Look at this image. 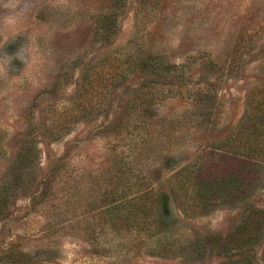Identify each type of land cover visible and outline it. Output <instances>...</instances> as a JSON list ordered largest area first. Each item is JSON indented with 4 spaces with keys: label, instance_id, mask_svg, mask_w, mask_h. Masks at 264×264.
<instances>
[{
    "label": "rangeland",
    "instance_id": "rangeland-1",
    "mask_svg": "<svg viewBox=\"0 0 264 264\" xmlns=\"http://www.w3.org/2000/svg\"><path fill=\"white\" fill-rule=\"evenodd\" d=\"M11 2L0 264H264V165L246 196L211 210L170 200V215L133 225L97 209L121 178L127 194L149 178L155 199L170 195L176 169L247 119L264 92V0Z\"/></svg>",
    "mask_w": 264,
    "mask_h": 264
},
{
    "label": "trees",
    "instance_id": "trees-1",
    "mask_svg": "<svg viewBox=\"0 0 264 264\" xmlns=\"http://www.w3.org/2000/svg\"><path fill=\"white\" fill-rule=\"evenodd\" d=\"M143 63L154 71L150 60ZM262 93L259 99L255 98L254 92L249 94L247 119L241 122L234 135L204 145L193 160L171 174L168 179L170 195L164 194L160 199H155V187L149 178L138 183L142 186H134L133 193L127 194L131 185L126 186L121 178L116 182V201L112 205L98 206L99 213L105 216L116 215L133 225H142L147 221L151 224L150 217H154L159 208L163 209L164 215H170V200L181 206L185 213H196L246 196L258 178L256 173L264 165V92Z\"/></svg>",
    "mask_w": 264,
    "mask_h": 264
},
{
    "label": "clouds",
    "instance_id": "clouds-1",
    "mask_svg": "<svg viewBox=\"0 0 264 264\" xmlns=\"http://www.w3.org/2000/svg\"><path fill=\"white\" fill-rule=\"evenodd\" d=\"M19 2H20V0H15V2H11L9 4H6L5 7L15 9L17 7V5L19 4ZM28 8H29V5L24 4L23 8L19 12H14L10 15L5 16L3 18V23L6 26L16 24L20 19L23 18V16L25 15V12L27 11ZM21 59H23V57H21Z\"/></svg>",
    "mask_w": 264,
    "mask_h": 264
}]
</instances>
